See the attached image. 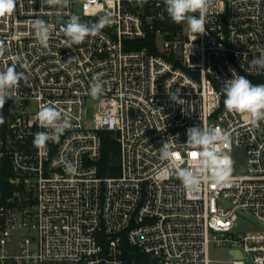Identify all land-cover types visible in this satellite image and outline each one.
<instances>
[{"label": "built area", "instance_id": "1", "mask_svg": "<svg viewBox=\"0 0 264 264\" xmlns=\"http://www.w3.org/2000/svg\"><path fill=\"white\" fill-rule=\"evenodd\" d=\"M73 15L88 24L108 15L111 24L69 48L61 29ZM36 19L51 27L47 49L35 38ZM205 19L204 34L168 28L163 0H16L0 17V71L16 65L28 77L0 109V170L7 164L12 186L0 205V264H128L123 241L147 264H209L210 244L226 246L230 264H264V120L253 125L226 110L222 91L232 75L264 84V70L249 65L264 53V0H208ZM150 31L155 52L130 47ZM94 79L103 94L88 126ZM42 105L71 127L37 148ZM193 127L230 133L216 151L233 162V148H244L246 170L232 171L227 185L186 189L177 173L198 166L199 152L185 145ZM101 130L115 133L118 174L98 173ZM163 146L172 159L161 158ZM239 211L259 224L237 233Z\"/></svg>", "mask_w": 264, "mask_h": 264}, {"label": "clouds", "instance_id": "2", "mask_svg": "<svg viewBox=\"0 0 264 264\" xmlns=\"http://www.w3.org/2000/svg\"><path fill=\"white\" fill-rule=\"evenodd\" d=\"M42 4L51 7H64L68 0H41ZM165 11L171 21L177 25L186 24L192 33H205L206 11L208 0H163ZM16 7V0H0V17L11 14ZM195 13H199L197 16ZM111 24L108 15L100 17L96 22L82 23L79 16L73 15L61 29L66 37L65 45L81 44L87 37L99 35L102 29ZM34 35L38 43L44 48L49 47L51 27L43 19H36L32 23ZM6 48L0 44V57ZM70 58L67 62H70ZM249 65L258 70H264V53L254 56ZM25 71H17L16 65H11L0 71V109L4 108L7 100L15 99L16 90L21 82L27 80ZM223 101L226 110L245 114L250 122L255 125L264 120V84H253L244 75H232L231 79L223 85ZM103 94L102 83L97 79L91 84L89 95L98 99ZM174 97V96H173ZM172 97L173 100H176ZM180 100L176 102L179 103ZM39 127L46 129L35 133L33 144L37 148L46 147L49 140L58 141L59 136L71 127V120L51 105H42L36 114ZM3 117L0 116V124ZM51 130V132L47 131ZM185 145L195 148L199 152L197 167L181 168L177 173L183 186L188 190H197L205 180L217 185H227L232 173L231 157L216 151L215 145L229 144L230 133L219 129L190 128L187 132ZM161 158L170 160L173 153L166 147L160 149ZM69 167H72L70 164Z\"/></svg>", "mask_w": 264, "mask_h": 264}, {"label": "trees", "instance_id": "3", "mask_svg": "<svg viewBox=\"0 0 264 264\" xmlns=\"http://www.w3.org/2000/svg\"><path fill=\"white\" fill-rule=\"evenodd\" d=\"M166 27L176 28L177 24L172 21L167 22ZM132 48H141L147 45L149 51L155 52L154 46V32L150 31L147 33L146 37L143 39L133 40L129 43ZM101 157L98 162V173L99 175H115L119 173V164H118V143L115 137V133L111 130H101ZM9 170L7 164H5L0 170V205L4 203L6 196L11 191V184L7 181V176ZM100 241L103 244V249L100 252L101 255H105V242L102 241L99 236ZM130 251H134L138 254L136 259V264L144 263L147 264L148 256L143 252L139 251L134 247L127 245L125 241L122 243V256L126 258L127 254ZM102 264V263H100Z\"/></svg>", "mask_w": 264, "mask_h": 264}, {"label": "rangeland", "instance_id": "4", "mask_svg": "<svg viewBox=\"0 0 264 264\" xmlns=\"http://www.w3.org/2000/svg\"><path fill=\"white\" fill-rule=\"evenodd\" d=\"M73 12L76 15L81 14L80 4L76 2L74 4ZM80 20H87V18L82 17ZM98 102V99H91L87 101L86 106V119L87 125L93 126L92 118L97 108L94 106ZM29 103V102H28ZM29 107L32 108V104L29 103ZM233 157V173L240 174L246 170V155L245 149L242 147H234L231 153ZM259 222L249 213L245 211L238 212V218L235 222L234 230L237 233L247 232L254 227H256ZM208 257L210 259L209 264H230L231 256L227 251L226 246H216L214 244H210L208 248ZM66 264V263H63Z\"/></svg>", "mask_w": 264, "mask_h": 264}, {"label": "water", "instance_id": "5", "mask_svg": "<svg viewBox=\"0 0 264 264\" xmlns=\"http://www.w3.org/2000/svg\"><path fill=\"white\" fill-rule=\"evenodd\" d=\"M230 253L235 255L236 257H240L241 256V253L239 251L231 250ZM137 257H138L137 253L129 252L128 255H127V263L130 264L132 262V260L137 258Z\"/></svg>", "mask_w": 264, "mask_h": 264}, {"label": "snow or ice", "instance_id": "6", "mask_svg": "<svg viewBox=\"0 0 264 264\" xmlns=\"http://www.w3.org/2000/svg\"><path fill=\"white\" fill-rule=\"evenodd\" d=\"M193 155H195V154H193Z\"/></svg>", "mask_w": 264, "mask_h": 264}]
</instances>
